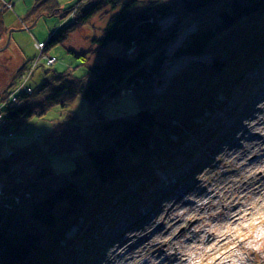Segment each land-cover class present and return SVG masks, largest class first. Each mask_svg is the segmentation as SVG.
<instances>
[{
	"label": "trees",
	"instance_id": "1",
	"mask_svg": "<svg viewBox=\"0 0 264 264\" xmlns=\"http://www.w3.org/2000/svg\"><path fill=\"white\" fill-rule=\"evenodd\" d=\"M77 2L65 10L55 0H36L27 15L64 18ZM2 12L0 39L7 34ZM104 12L111 14L92 44L100 48L115 41L121 53L106 54L88 68L85 78L55 71L35 93H19L0 110L1 131L11 135V125L18 131L32 115L42 116L53 105L65 109L78 93L97 108L132 87L141 107L134 115L103 118L84 130L69 110L41 141L0 154V189L5 192L0 198V264H67L87 227L95 224V215L107 214L105 221L113 222L121 206L116 197L126 203L149 199L145 193L162 165L172 169L179 158L183 163L192 158L188 149L194 147L193 132L222 110V94L231 98L233 89L248 93L242 82L254 69L250 62L257 64L264 56V0H85L67 25L47 37L44 50L64 44L73 30ZM171 14L173 21L162 27L160 20ZM185 15L193 17L198 28L176 54L207 58L185 65L156 92L167 46ZM205 135L209 142L211 135ZM79 147L70 174H55L52 155ZM28 154L36 156L30 161L33 166L24 160ZM18 163L31 166L32 174L17 179L20 175L13 171Z\"/></svg>",
	"mask_w": 264,
	"mask_h": 264
},
{
	"label": "rangeland",
	"instance_id": "2",
	"mask_svg": "<svg viewBox=\"0 0 264 264\" xmlns=\"http://www.w3.org/2000/svg\"><path fill=\"white\" fill-rule=\"evenodd\" d=\"M4 1L10 2L12 8L4 9L5 7L2 6L0 9V12L3 11L2 19L7 29V34L0 39V48L7 46L0 51V60L10 62L12 73L6 69L4 63H0V82H8L9 77V84L0 88V110L5 104L15 102L17 95L21 92L28 94L35 93V89L49 74L55 71L59 73L68 71L74 77L85 78L88 68L93 64L102 62L106 54H120L122 51L121 44L115 41L109 42L106 46L100 48H97V45H93L91 41L93 37L101 36L103 27L111 14L110 12L97 14L92 18L91 23L81 25L76 30H73L64 44H54L45 51L43 47L37 48V44L45 42L52 32L63 25H67L72 20V17L67 16L61 18L57 14L54 16L48 14L28 16L27 14L36 0ZM55 1L59 8H65V10L70 6L72 7L78 1L77 5H75L76 7L73 8L75 13L78 4H84L85 2V0ZM1 3L0 7L2 5ZM174 14L161 19L160 25L164 28L168 26L173 21ZM183 17L184 19L181 21L179 29L176 32L175 39L167 46V58L163 65L164 75L161 78V85L154 89L156 92L163 91L167 83V78L184 70L187 64L189 65L192 61L200 62L207 58L205 56L198 58L197 56L191 55H181L178 57L176 54V51L183 47V42L186 40L187 35L198 28V22H195V20L192 19L193 17H190V15H185ZM9 31H11V38L7 44ZM68 49L73 50V52H70ZM88 50L89 52H86ZM74 52L80 53L82 57L75 56ZM81 52L86 53L83 55ZM41 53L44 55H41ZM46 54L49 57H54L55 61L51 64L42 61V57ZM259 65L261 69V65H264V63ZM262 71H264V69H261V71L258 69V73ZM258 73L255 70L250 71L251 76L249 75L248 77L253 78V76H256ZM23 82H26L25 87L27 89L19 91L15 85ZM255 87L258 89L239 98V101L234 100L233 107L229 111V117H226V121L223 120L224 123H222V114L219 113L217 114L216 121L212 120L211 123L209 122L206 124L208 128L217 126L219 133L216 131L213 132L212 139L214 140L210 139V141L206 143L207 149L204 145L201 148L203 151H198L196 153L200 160L198 159L197 163H193L194 155L193 161H190L191 158L188 162H184L183 165H181L182 169L173 172L169 176H166V172H161L166 178L165 185L162 187L154 186L155 189L150 188L152 189L150 198L144 200L140 199L135 203L139 206L138 211L129 210L128 217L121 218L122 222L118 224L119 226L110 228L108 226L111 221H105L107 214L103 216L100 215L101 218H99V215H95L93 218L96 219L95 224L89 229V234L82 238V240H79V243L75 245V250L77 252L75 253L73 251L74 257L69 260L67 264H109L113 256H111L109 250L112 248L111 245L114 238L118 237L122 231L120 227H124L127 224H136V227L138 224L137 222H143L146 218L149 219L153 213L154 215L156 214V218H161V216L167 212L171 217L173 213H175L177 216L184 215V219L188 218V220H195V216L199 214L201 219L207 217L210 224L221 223L224 225L225 212L222 209L223 206L227 204L225 200L226 194H228V192L229 194L233 192L232 198L239 197L241 196L239 195L241 191L240 188L239 192L234 190V188L241 184L243 178H248L250 174L254 175L255 180L260 178L259 170L252 169L258 166L256 161L249 160L248 155L240 161L235 159L232 160L231 157H229L225 163L222 162L226 158L224 154L229 152V150L225 151L228 147L233 146V144L234 146L248 144L251 134L256 131V129L253 128L249 130L250 132H246L247 126H251V118L253 116L260 118V112L262 109L264 110V82L256 83ZM133 90L132 87L124 89L119 96L97 108L95 106H90L84 97L78 93L73 97L72 101L65 109L60 107L59 104L53 105L42 116L36 114L32 115L22 124L18 131L14 130V125H11L10 129L13 131L11 135L2 133L1 127H3V122H0V154H11L13 151L31 142L36 143L41 141V137L52 128L55 122L63 118L66 111L69 110L76 113V120L81 124L82 130L85 129L86 125L92 122L99 123L103 118L107 119L134 115L141 107V103ZM241 94L242 93L239 94V97ZM237 102L239 104L242 102V105L238 106L239 104ZM1 120L2 118L0 117V121ZM225 123L228 124L226 125ZM233 124L236 125V128L241 129L229 134L227 131L228 127ZM217 134H220L221 137L216 140L218 137L216 136ZM222 134L224 135L223 137ZM193 144H195V141ZM189 145H191V143ZM189 145L187 144V146ZM80 152L81 149L79 147L70 153H56L52 155L51 165L56 172L55 174L60 173L59 175L61 176L70 174L75 166L74 155H78ZM35 158V155L28 154L24 160L28 165L33 166L30 161H33L32 159ZM180 160L179 158L177 162ZM28 165L18 163L15 167L13 166L15 169L13 172H18L20 175L16 176L17 179H23L25 175L32 174V167ZM247 168H250V170L248 173L244 174L243 169ZM261 181L264 184V177ZM196 184H201V187L206 188L208 192V196H206L207 200H210L213 193L221 196L220 198H216L217 200L214 205L215 209L212 211L213 216L211 217L208 216L207 209H202L201 212V210H199V205H193L192 207H188L187 205V203L197 202L200 198H206L205 196L203 197L202 192L200 193L201 188H196ZM4 185L6 186V184ZM191 186H193L192 189L187 191L188 187ZM225 191L227 192L226 194L224 193ZM4 193L5 192L0 189V198ZM154 193L155 195H153ZM177 198H179V202L176 203L178 207H176L175 212L170 213L169 206L171 202ZM247 198L248 199L244 201L249 203L254 202L252 201L254 200V195L252 193L247 195ZM134 200H136V198L133 199V201ZM237 202L241 201L234 199L232 203L237 205ZM131 205L133 206L134 203H126L123 207L126 209V207L128 208ZM194 206L195 209H193ZM120 209L122 208L119 206L118 210ZM220 209L222 211L218 213ZM146 210L149 212L144 219L142 216ZM198 212H201V214ZM257 215L255 217H245L244 220L241 221L244 228H234V230L237 231V238H235L233 242L226 243L222 246V252H225L224 255L226 254L231 260H227V264H264V215ZM152 218L153 217L150 219ZM105 222L108 226H106ZM140 225L141 224H139V226ZM184 226L175 227L172 233L176 234ZM229 229L231 228H226L225 232ZM75 232L76 228L69 233V236H73ZM201 241L203 243L200 244L201 249H195L194 255H192L191 252V258H203V264H215L214 259L210 258L213 257L214 254L208 253V244L213 241V237H210L209 234L206 233L203 235ZM187 242L188 238L182 237L177 245L184 246ZM163 245V242H161L157 245H153L152 248L156 250L159 249V247H163ZM147 251V248L144 249V244H142L140 247L133 249L131 253H125L116 257L115 262L117 264H141L146 259ZM90 254L91 256H89ZM143 263L147 264L145 261ZM111 264L115 263L112 261Z\"/></svg>",
	"mask_w": 264,
	"mask_h": 264
},
{
	"label": "bare ground",
	"instance_id": "3",
	"mask_svg": "<svg viewBox=\"0 0 264 264\" xmlns=\"http://www.w3.org/2000/svg\"><path fill=\"white\" fill-rule=\"evenodd\" d=\"M42 45H45L44 42H40ZM45 49V47L43 46ZM51 58H54L50 56ZM55 59V58H54ZM257 64L255 60H252L250 62V66L254 67L253 70H255L258 73V69L261 71V69H264V56L261 55V60ZM5 64V63H4ZM250 75V70L246 72V78L244 79L242 83H246L243 88L248 91V93L255 91L256 88L255 85L258 82L263 83L264 82V71L259 72L256 76H253V78L248 77ZM251 76V75H250ZM248 81V82H247ZM16 88H23V83H19L18 85H15ZM255 87V88H254ZM236 91V93H235ZM232 97L229 98L225 94H222V110L218 112V114H222V123L226 121V117H229V111L232 109L234 100L239 101V98L244 97L246 94L242 93L241 90H231ZM242 93L239 97V94ZM247 93V94H248ZM120 95V94H119ZM118 95V96H119ZM238 103V102H237ZM239 104V103H238ZM242 102L238 106H241ZM243 107V106H242ZM212 111H208V113H211ZM2 118V115L0 116ZM217 115H213L212 118L207 122L211 123L212 120L216 121ZM224 120V121H223ZM2 121V120H1ZM0 121V122H1ZM200 123V122H199ZM206 123V124H207ZM226 125L228 123H225ZM203 128H200L199 131H194L195 136L192 137V140L195 141L194 147L193 145L189 146L188 150L191 152V155L193 154L194 161H193V156L190 161H193V163L198 162V156L197 152H201V148L205 145V148L207 149L205 139L204 137L207 135H211V139L213 137L212 133L217 132L219 133V129L217 126L208 128L207 125L204 124L202 126ZM255 128L256 131H254L253 134L250 136L249 143L247 144H240L237 146H231L228 147L225 151L229 150V152L225 153L224 155L226 156L225 160L222 161L225 163V161L231 157L232 160H241L244 157H247L251 161H256L257 165L256 167H253L252 169L259 170V176L260 178L258 180H255L254 175L250 174L248 178H243L241 184L239 186H236L234 190L239 192V195L232 198L233 192L229 194H226L227 192L225 191L224 193L226 194L225 200H226V205L223 206V209L225 214V222L224 225L221 223L218 224H210V222L207 220V217H204V219H201L198 216H195V220H188V218L184 219V215L182 216H177V214L173 213L172 217L170 216L169 213L165 212L161 218H156V214H152L149 219L146 218V215L148 214V210L145 211L143 214V218L145 219L143 222H137V226L133 224H127L124 227L121 228V233L119 234L118 237L114 238V241L112 243V248L109 250L112 258L109 264L113 261L115 264H117L116 257H119L120 255H123L125 253H131L133 249L140 247L142 244H144V249L147 248V255L146 259L144 260L147 262V264H203V258H191V252L192 255L195 254V249L199 250L201 249L200 244H203L201 239L203 238V235L206 233L209 234L210 237H213V241L208 244V253L209 254H214L213 258L215 261V264H227V260L231 261L229 257L224 255L225 252H222V246L226 243L233 242L235 238H237V231L234 230V228L238 227L239 229L244 228L243 224H241V221L244 220L245 217L247 216H252L255 217L257 214L259 215H264V184L262 183L261 179L264 177V110L262 109L260 112V118L253 116L251 118V126H247L246 132H250L249 130ZM241 128H236V125H231L228 127V133H232L233 131H239ZM221 134V133H220ZM220 134H217L218 136L216 138L220 139ZM224 135L222 134V137ZM248 139V138H246ZM214 140V139H212ZM210 141V140H209ZM230 153V154H229ZM79 154V153H78ZM165 160V159H164ZM182 160V159H181ZM179 161L176 163L175 167L172 169H167L164 168V165H162L160 171L157 172V180L152 184L153 189H155L154 186H160L162 187L166 183V178L162 175L161 172H166V176H169L173 172H176L181 168V165H183L182 161ZM200 160V159H199ZM191 164V163H190ZM243 166L242 164H240ZM250 168L243 169V173L246 174L248 173ZM193 186L188 187L187 191L189 189H192ZM196 188H201L200 193L202 192L203 197L208 196V192L205 187H201V184H196ZM240 188V190H239ZM235 191V192H236ZM152 189H148L146 191V195L151 196ZM212 193V192H211ZM254 195V201L253 203H249L247 201H244L247 198V195L250 194ZM184 194V193H183ZM182 194V195H183ZM207 194V195H204ZM155 195V193L153 194ZM220 195H217L216 193H213L212 196L210 197V200H207V197L205 199L200 198L197 200V202H191L187 203L188 207H192L193 205H199V210L202 209H207L208 216L211 217L213 216L212 211L215 209V201L217 200L216 198H220ZM127 200V198H124ZM236 200H240L241 202H237V205L232 203ZM116 203L121 204L120 210L116 209L115 210V215L116 217L114 218L113 222L109 224L110 227L114 226H119L118 224L121 221V218H126L128 217L129 210L131 211H138L139 206L134 203V205L130 206L129 209H125L123 207V204L126 203V201L122 200L120 196L115 198ZM144 200V199H143ZM229 201V202H228ZM179 202V198L175 199L174 201L171 202L169 209L170 213L176 211V203ZM247 202V203H246ZM232 203V204H231ZM195 209V206L193 207ZM221 209L219 210L218 213L222 211ZM211 213H210V212ZM201 212H198L201 214ZM212 214V215H211ZM154 215V216H153ZM257 215V216H259ZM156 218V219H155ZM135 219V218H134ZM93 220V219H92ZM117 224V225H116ZM139 224H141L139 226ZM94 224H90L87 227L88 231L86 233L89 234V229L92 228ZM184 226L179 232L176 234L172 233V230L175 227L178 226ZM226 228H231L228 231L225 232ZM236 231V232H235ZM182 237L188 238V242L184 246L177 245V243L180 241ZM163 242V247H159V249L154 250L152 248L153 245H157L159 243ZM260 242V239H259ZM262 245V242H260ZM263 250V248H262ZM126 251V252H125ZM91 256V254L89 255ZM143 261V262H144ZM141 264H144V263Z\"/></svg>",
	"mask_w": 264,
	"mask_h": 264
},
{
	"label": "built area",
	"instance_id": "4",
	"mask_svg": "<svg viewBox=\"0 0 264 264\" xmlns=\"http://www.w3.org/2000/svg\"><path fill=\"white\" fill-rule=\"evenodd\" d=\"M0 3L2 4L0 9L2 8V6L5 7L4 9L12 8V4L10 2H8V1L0 0ZM74 15H75V10H72L69 16L73 17ZM43 46L44 45H42V43L37 44V48L43 47ZM41 55H44V54L41 53ZM42 58H43L42 61L46 62L47 64H51V63H53L55 61L54 58L49 57L47 54L45 56H43ZM25 86H26V82H23V88L20 87V88H18V90L20 91L22 89L23 90L27 89Z\"/></svg>",
	"mask_w": 264,
	"mask_h": 264
},
{
	"label": "water",
	"instance_id": "5",
	"mask_svg": "<svg viewBox=\"0 0 264 264\" xmlns=\"http://www.w3.org/2000/svg\"><path fill=\"white\" fill-rule=\"evenodd\" d=\"M11 31H12V30H11ZM11 31H9V33H8L7 44L9 43L10 38H11ZM6 47H7V46H3L2 48H0V51H2L3 49H5ZM0 63H5L6 69H7L10 73H12V71H11V66H10V62H9V61H2V60H0ZM8 84H9V77H8V82H0V88L6 86V85H8Z\"/></svg>",
	"mask_w": 264,
	"mask_h": 264
}]
</instances>
